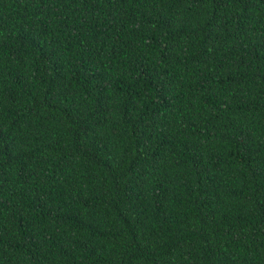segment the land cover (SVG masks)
<instances>
[{"label": "trees", "instance_id": "16d2710c", "mask_svg": "<svg viewBox=\"0 0 264 264\" xmlns=\"http://www.w3.org/2000/svg\"><path fill=\"white\" fill-rule=\"evenodd\" d=\"M0 264H264V0H0Z\"/></svg>", "mask_w": 264, "mask_h": 264}]
</instances>
